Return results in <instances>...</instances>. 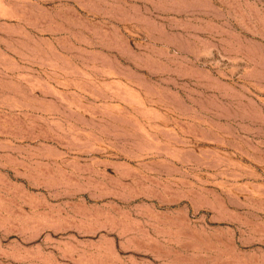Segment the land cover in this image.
<instances>
[{
  "label": "rangeland",
  "instance_id": "rangeland-1",
  "mask_svg": "<svg viewBox=\"0 0 264 264\" xmlns=\"http://www.w3.org/2000/svg\"><path fill=\"white\" fill-rule=\"evenodd\" d=\"M0 264H264V0H0Z\"/></svg>",
  "mask_w": 264,
  "mask_h": 264
}]
</instances>
